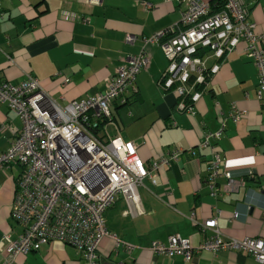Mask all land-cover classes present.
I'll list each match as a JSON object with an SVG mask.
<instances>
[{
    "label": "crops",
    "instance_id": "0c3cea01",
    "mask_svg": "<svg viewBox=\"0 0 264 264\" xmlns=\"http://www.w3.org/2000/svg\"><path fill=\"white\" fill-rule=\"evenodd\" d=\"M182 13V6L166 0H102L95 6L85 0H2L1 81L19 85L32 76L59 103L83 101L105 92L129 57L143 50L149 56V67L113 104V124L104 131L135 144L146 164L174 150L181 155L156 174L155 184L144 180L137 207L118 198L106 211L108 231L132 247L106 239L100 264H260L236 251L195 254L191 261L151 252L154 243L167 245L173 236L198 247L213 236L204 229L211 219L225 239H264V104L257 99V69L241 45L222 62L193 111L181 112L177 95L162 87L167 57L159 45L144 41L176 29ZM251 19L264 37V0L251 9ZM232 105L246 112L237 124L230 118ZM11 125L22 129L16 114L0 104V154L11 147ZM218 132L219 140L202 146L206 135ZM214 151L222 154V171L232 175L218 178L221 197L207 182ZM12 173H0V264L5 235L10 232L15 240L22 233L11 218ZM15 264H83V257L73 247L53 243Z\"/></svg>",
    "mask_w": 264,
    "mask_h": 264
},
{
    "label": "built area",
    "instance_id": "2783aa9c",
    "mask_svg": "<svg viewBox=\"0 0 264 264\" xmlns=\"http://www.w3.org/2000/svg\"><path fill=\"white\" fill-rule=\"evenodd\" d=\"M166 1L183 7L179 26L144 42L159 45L167 57L169 64L162 87L177 95L178 109L183 113L193 111L220 72L222 62L241 45L257 69V99L264 104V37L251 19V9L259 0ZM85 2L95 6L102 0ZM146 8L150 10L151 5ZM134 41L135 38H128V42ZM149 64L145 50L129 57L105 92L83 101L59 103L32 76L19 85L0 80V104L6 105L22 122L21 130L9 127L14 139L10 149L0 154V173L13 172L11 218L22 228L17 239L12 240L10 232L3 238V264H15L20 256L53 243L78 250L83 264H100L99 251L106 239L131 249L132 246L108 231L106 211L118 198L137 207L144 180L148 178L155 184L156 174L181 155L174 150L146 164L135 144L111 138L104 131L108 124H113V104L127 95ZM245 116L246 112L232 105L230 118L234 123ZM221 135L222 132L206 135L202 146H209L211 140H219ZM222 164V154L214 151L207 182L216 197L222 196L218 178L232 177L222 171ZM204 229L212 231L213 236L198 247L173 236L167 245L154 243L151 252L191 261L195 254L236 251L264 264V239H225L216 219L207 221Z\"/></svg>",
    "mask_w": 264,
    "mask_h": 264
},
{
    "label": "rangeland",
    "instance_id": "374dc122",
    "mask_svg": "<svg viewBox=\"0 0 264 264\" xmlns=\"http://www.w3.org/2000/svg\"><path fill=\"white\" fill-rule=\"evenodd\" d=\"M104 132V131H103Z\"/></svg>",
    "mask_w": 264,
    "mask_h": 264
}]
</instances>
